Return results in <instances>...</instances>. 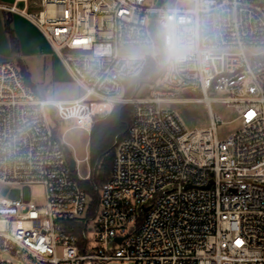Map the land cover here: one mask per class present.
<instances>
[{
    "label": "built area",
    "instance_id": "obj_1",
    "mask_svg": "<svg viewBox=\"0 0 264 264\" xmlns=\"http://www.w3.org/2000/svg\"><path fill=\"white\" fill-rule=\"evenodd\" d=\"M158 4L0 0V11L44 35L83 90L70 102L41 98L15 61H0V182L23 186L21 197H0V264H15L4 253L16 264H264V0ZM166 26L185 40L178 56ZM125 47L157 52L123 57ZM149 58H159L160 78L126 96ZM179 103L203 104L209 126L189 130L168 107ZM213 103L234 109L241 128L220 138ZM122 105L133 106V119L116 136L112 175L93 209L80 186L93 167L87 178L71 171L52 112L91 131ZM35 184L46 189L42 203L32 200Z\"/></svg>",
    "mask_w": 264,
    "mask_h": 264
},
{
    "label": "rangeland",
    "instance_id": "obj_2",
    "mask_svg": "<svg viewBox=\"0 0 264 264\" xmlns=\"http://www.w3.org/2000/svg\"><path fill=\"white\" fill-rule=\"evenodd\" d=\"M4 3L12 2V0H1ZM154 2L155 0H150ZM165 6L175 7L176 0H165ZM182 6L183 4H178ZM0 17L3 13L0 12ZM23 33H18L20 31ZM12 28L15 30L16 37L20 42V53L13 54L9 59L15 61L21 60L27 67L30 75L32 86L30 89L34 91L39 97L45 99H73L83 95V90L73 82L65 71H58L57 59L49 47L48 43L44 41L40 33L29 24L17 19V22L12 23ZM159 36L163 37V30L157 25ZM157 50L152 47H125L121 48L120 54L123 57L132 56H153ZM8 59V58H7ZM141 79V78H139ZM138 79V80H139ZM135 88L140 90L139 95L147 93L148 86L137 82ZM135 89V90H136ZM200 97V94L195 95ZM219 96L212 93L211 97ZM132 106V105H131ZM168 107L175 109L185 125L189 130L195 128H202L209 126L210 118L203 104L197 103H179L175 105H168ZM213 112L220 116L223 124L218 126V136L220 138L226 137L228 134L238 131L241 128V121L237 120L238 114L232 108L221 103L212 104ZM107 117L99 118L94 125L98 124ZM53 119V126L61 139L62 143L71 158L76 160V175L87 178L91 173V164L89 159V144L91 131L80 128L75 121L60 123ZM93 125V126H94ZM46 189L44 185H31V196L35 203H42L45 199ZM23 194V186L9 185L0 182V197L7 199H15L21 197ZM2 260L11 263H18V259L10 254L4 253L1 256Z\"/></svg>",
    "mask_w": 264,
    "mask_h": 264
},
{
    "label": "trees",
    "instance_id": "obj_3",
    "mask_svg": "<svg viewBox=\"0 0 264 264\" xmlns=\"http://www.w3.org/2000/svg\"><path fill=\"white\" fill-rule=\"evenodd\" d=\"M13 19L11 14L6 15L5 29L9 35L11 48L13 53H20V42L16 37L15 31L12 28ZM17 65L21 71L26 85L32 86L31 75L27 67L21 60H18ZM163 71L159 58H149L148 64L141 74V79L130 80L126 82V96H132L137 82L144 84L148 81H157ZM34 92V91H33ZM52 118H55L52 112ZM133 119V106L122 105L115 110L104 120L94 125L90 134L89 158L93 167L91 177L87 180H81L80 186L91 197V207L94 209L99 202V194L96 190L109 180L112 175L115 148L114 142L117 135L125 134ZM67 157L70 159L67 150ZM98 163V165H96ZM96 166V167H95Z\"/></svg>",
    "mask_w": 264,
    "mask_h": 264
},
{
    "label": "crops",
    "instance_id": "obj_4",
    "mask_svg": "<svg viewBox=\"0 0 264 264\" xmlns=\"http://www.w3.org/2000/svg\"><path fill=\"white\" fill-rule=\"evenodd\" d=\"M0 12H2V11H0ZM2 13H3V17L2 18L0 17V61L8 60L14 54L13 51H12V48H11V43H10L9 35L7 34L6 29H5V19H6V15L8 13H5V12H2ZM11 16H12L13 22H17V19H20L21 21H24L26 24H29L30 26H32L34 29H36L40 33V35L42 36V38L44 39V41L46 43H48V41L45 39L44 35L34 25H32L31 23H29L27 20H25L24 18H22L20 16H14L12 14H11ZM20 31H21V26H20ZM18 33L21 36L22 31L19 32V30H18ZM22 35H23V33H22ZM48 45L51 48V46H50L49 43H48ZM51 50L53 52V49L52 48H51ZM54 55H55V57L57 59V68H58V71H62L63 70L69 76V73H68L65 65L63 64V62L58 58V56L55 53H54ZM69 78H70V76H69ZM80 97L73 98V99H55V100H61V101L70 102V101H73V100L78 99Z\"/></svg>",
    "mask_w": 264,
    "mask_h": 264
},
{
    "label": "clouds",
    "instance_id": "obj_5",
    "mask_svg": "<svg viewBox=\"0 0 264 264\" xmlns=\"http://www.w3.org/2000/svg\"><path fill=\"white\" fill-rule=\"evenodd\" d=\"M164 39L169 51L178 56L185 47V40L180 32L172 26H166Z\"/></svg>",
    "mask_w": 264,
    "mask_h": 264
},
{
    "label": "water",
    "instance_id": "obj_6",
    "mask_svg": "<svg viewBox=\"0 0 264 264\" xmlns=\"http://www.w3.org/2000/svg\"><path fill=\"white\" fill-rule=\"evenodd\" d=\"M161 2H162V0H159V4ZM150 31H151V34H152L153 38L155 39V41L158 44L161 58H162V60H164V57H165L164 46H163V42H162L161 38L158 36L157 31H156V27H155V15L152 16V22H151V25H150ZM69 163H70V169H71V171L72 172H75L76 171V167H77L75 158H71L69 160ZM118 241L121 242L122 239H118Z\"/></svg>",
    "mask_w": 264,
    "mask_h": 264
},
{
    "label": "snow or ice",
    "instance_id": "obj_7",
    "mask_svg": "<svg viewBox=\"0 0 264 264\" xmlns=\"http://www.w3.org/2000/svg\"><path fill=\"white\" fill-rule=\"evenodd\" d=\"M237 243L239 244V243H241L240 241H237Z\"/></svg>",
    "mask_w": 264,
    "mask_h": 264
}]
</instances>
